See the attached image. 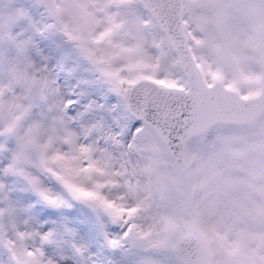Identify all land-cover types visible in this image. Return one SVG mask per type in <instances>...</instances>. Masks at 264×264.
<instances>
[{
    "label": "snow or ice",
    "instance_id": "obj_1",
    "mask_svg": "<svg viewBox=\"0 0 264 264\" xmlns=\"http://www.w3.org/2000/svg\"><path fill=\"white\" fill-rule=\"evenodd\" d=\"M36 3L0 0V264H264V0Z\"/></svg>",
    "mask_w": 264,
    "mask_h": 264
},
{
    "label": "rangeland",
    "instance_id": "obj_2",
    "mask_svg": "<svg viewBox=\"0 0 264 264\" xmlns=\"http://www.w3.org/2000/svg\"><path fill=\"white\" fill-rule=\"evenodd\" d=\"M14 2L26 6L31 13L32 20L37 24L44 22L43 10L36 0H14ZM33 52L37 61L49 63L54 77L61 81L65 98L75 101L72 109L69 110L72 114H79L86 99L98 98L100 102L107 101L108 97L104 88L95 82L92 74L87 72L84 66L76 63L70 43L59 34L41 35L37 33ZM66 65H71L76 70L75 73L69 74ZM74 91L77 94L74 95Z\"/></svg>",
    "mask_w": 264,
    "mask_h": 264
}]
</instances>
